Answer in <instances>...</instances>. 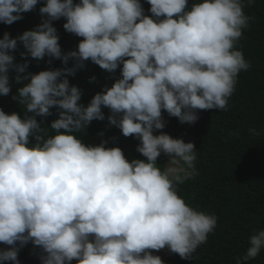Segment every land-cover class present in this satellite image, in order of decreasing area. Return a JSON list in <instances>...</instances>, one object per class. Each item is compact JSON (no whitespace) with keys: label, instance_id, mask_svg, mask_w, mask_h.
I'll return each instance as SVG.
<instances>
[{"label":"clouds","instance_id":"9594fccd","mask_svg":"<svg viewBox=\"0 0 264 264\" xmlns=\"http://www.w3.org/2000/svg\"><path fill=\"white\" fill-rule=\"evenodd\" d=\"M38 3L0 0V22L13 24ZM147 3L151 17L140 0H45L39 12L46 19L35 30L0 39V96L11 92L10 69L22 74L28 67L9 54L18 42L33 59L76 62L17 75V83H27L13 99L26 115L0 110V243L10 246L0 250V262L19 264L20 247L31 242L41 249V264H164L153 251L167 248L189 260L215 229V215L176 191L197 174L194 143L154 132L165 127L163 111L195 124L198 110L227 107L238 74L250 67L236 45L251 18L244 0H198L190 8L188 0ZM61 18L82 38L67 55L53 27ZM89 60L108 73L122 65V78L84 106L81 91L62 77ZM102 107L111 111L112 126L140 142L146 160L129 162L119 147L86 145L77 135L105 119ZM52 108L59 118L42 128L36 117ZM249 133L261 134L254 127ZM162 154L169 157L164 167L157 165ZM248 244L236 264L258 257L264 230Z\"/></svg>","mask_w":264,"mask_h":264},{"label":"trees","instance_id":"16d2710c","mask_svg":"<svg viewBox=\"0 0 264 264\" xmlns=\"http://www.w3.org/2000/svg\"><path fill=\"white\" fill-rule=\"evenodd\" d=\"M74 2L79 3L80 0ZM140 2L145 15L151 17V5L147 0ZM196 2L198 0H188L189 8ZM244 4V12L251 19L236 47L243 52L250 67L238 74L227 107L224 110H198L199 119L195 124H181L178 118L163 111L165 127L154 132L155 135L163 132L184 141L190 139L194 143L197 174L183 184H177L176 191L189 206L217 217L215 229L189 260L169 251L162 258L164 264H236L235 258L242 257L249 246L250 235L264 230V0H251V3L244 0ZM43 6L45 0H40L32 11L22 14L21 20L11 25L0 22V39L4 33H9L15 39L25 31L35 30L46 19L39 12ZM64 23L66 19L61 18L53 21V27L59 26V43L62 53L67 55L78 50L82 38L68 33L63 27ZM9 54L15 57V64H27L28 67L22 74L10 69L11 92L8 96H0V110L6 114L16 113L22 119L26 109L13 97L18 95V89L25 86L27 81L17 83V75L23 77L28 73L73 68L76 64L73 59H69L66 65L62 59L52 57L33 59L19 42L17 49ZM121 69L122 65L114 73H108L89 60L84 67L77 69L75 75L62 79L67 78L70 86L81 91L79 103L87 106L96 94L122 78ZM50 111L52 114L47 117H36L42 128L50 129L51 123L59 118V109L52 108ZM102 112L105 115L103 121L94 120L86 130L77 134L83 142L98 146L106 141L109 148L119 147L129 162L146 160L137 151L140 142L135 136H123L120 129L112 126L108 120L111 111L102 107ZM253 127L261 134H250L249 129ZM35 142L34 137H30V144ZM168 162L169 157L162 154L157 165L164 167ZM17 246L20 247L19 244ZM9 247L0 243V250ZM41 254V249L29 242L20 247L19 264H41ZM244 264H264V249L258 257Z\"/></svg>","mask_w":264,"mask_h":264},{"label":"rangeland","instance_id":"374dc122","mask_svg":"<svg viewBox=\"0 0 264 264\" xmlns=\"http://www.w3.org/2000/svg\"><path fill=\"white\" fill-rule=\"evenodd\" d=\"M185 142L188 143V142H191V140L190 139H187ZM168 253H169V250L167 248L162 249L160 251H153V255H158V256L161 257V259L164 258ZM71 264H78V261L73 260L71 262Z\"/></svg>","mask_w":264,"mask_h":264},{"label":"water","instance_id":"95a60500","mask_svg":"<svg viewBox=\"0 0 264 264\" xmlns=\"http://www.w3.org/2000/svg\"><path fill=\"white\" fill-rule=\"evenodd\" d=\"M63 20L60 22V24H62ZM59 26L56 27V30L58 29Z\"/></svg>","mask_w":264,"mask_h":264}]
</instances>
